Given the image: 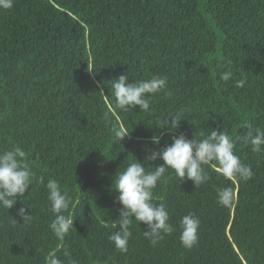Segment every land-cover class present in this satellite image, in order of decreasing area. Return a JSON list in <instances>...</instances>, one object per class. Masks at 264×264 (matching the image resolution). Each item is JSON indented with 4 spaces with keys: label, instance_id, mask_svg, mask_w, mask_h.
<instances>
[{
    "label": "trees",
    "instance_id": "1",
    "mask_svg": "<svg viewBox=\"0 0 264 264\" xmlns=\"http://www.w3.org/2000/svg\"><path fill=\"white\" fill-rule=\"evenodd\" d=\"M228 68L225 83L219 75ZM123 73L129 82L167 77L166 92L148 112L117 109L111 80ZM181 108L179 130L156 129ZM106 112L130 132L119 144ZM248 124L264 130V0H14L0 9V151L20 146L35 177L58 180L75 220L58 241L47 191L34 179L22 198L31 221L12 225L22 223L20 200L0 208V264H45L58 246L64 264V249L77 264H264V153L236 139ZM211 129L227 130L253 177L230 180L206 166L208 181L195 187L169 169L153 196L176 231L152 246L146 225L133 221L127 252L116 249L108 237L122 207L111 190L117 171L134 156L145 163L146 149L172 136L200 139ZM157 134L159 145L151 142ZM222 187L235 192L230 207L217 202ZM189 213L200 220L191 250L178 227Z\"/></svg>",
    "mask_w": 264,
    "mask_h": 264
},
{
    "label": "clouds",
    "instance_id": "2",
    "mask_svg": "<svg viewBox=\"0 0 264 264\" xmlns=\"http://www.w3.org/2000/svg\"><path fill=\"white\" fill-rule=\"evenodd\" d=\"M13 5L14 0H0V9L8 10ZM232 77L233 72L230 68L219 75L220 81L225 83L229 82ZM111 82L115 107L122 111L135 109L138 106L141 112H148L153 96L160 92H166L167 89V77L156 75L149 79L129 82V77L123 73L118 78L112 79ZM245 83V79H240L235 81V86L242 88ZM185 111L181 108L174 114H169L165 120H157L158 127L156 129H167L169 133L179 130L180 122L185 120ZM104 121L114 142L119 144L129 136L130 132L113 121L107 112L104 114ZM246 128V134L236 139L250 145L253 152L264 153V130L250 124L246 125ZM200 135L202 137L200 139L196 134L192 139H188L184 133L172 136V142L165 143L158 151L146 149L145 163H141L133 155V161L122 171H117L111 190L118 194L117 199L122 207L119 210L118 219L113 224L117 230L108 237L116 249L127 252L133 221L146 225L143 236L152 246H156L166 236L176 231V226L170 223L166 205L163 202L156 203L153 196V190L169 169L174 171L182 183L187 179L192 181L195 187L208 181L206 166L214 167L218 173L230 180L247 181L253 177L251 166L242 163L240 157L235 154V141L227 130L211 129L207 135L203 133ZM151 142L159 145L160 136L153 135ZM157 160H161L163 163L160 165L151 163ZM148 164L153 166L151 170L146 168ZM34 179L47 191V199L54 215L49 227L57 240L62 242L74 228L73 221L75 219L70 214L73 199L69 192L62 190L56 179L49 178L45 182L44 176L35 177L31 162L20 146L14 145L10 149L0 151V208L9 211L16 205L17 200L24 204L22 198L30 190ZM83 194L87 193L82 192V199H86L87 196ZM234 200L235 192L232 187L217 189V202L222 206L230 207ZM16 216L22 220V223L13 218L11 223L14 227L18 224H27L32 219L26 205L17 210ZM199 226L200 220L195 214L189 213L181 217L178 225L179 239L185 249L191 250L198 244ZM58 251H60L59 246L46 256L45 264H64V261L57 255ZM62 254L69 258L68 264H77L70 258L71 254L67 249H64Z\"/></svg>",
    "mask_w": 264,
    "mask_h": 264
}]
</instances>
